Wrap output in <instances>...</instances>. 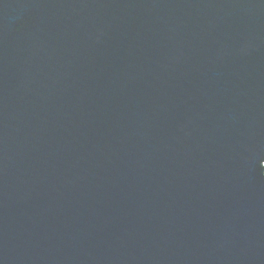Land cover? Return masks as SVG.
I'll use <instances>...</instances> for the list:
<instances>
[{
	"label": "water",
	"instance_id": "95a60500",
	"mask_svg": "<svg viewBox=\"0 0 264 264\" xmlns=\"http://www.w3.org/2000/svg\"><path fill=\"white\" fill-rule=\"evenodd\" d=\"M0 264H264V0H0Z\"/></svg>",
	"mask_w": 264,
	"mask_h": 264
}]
</instances>
